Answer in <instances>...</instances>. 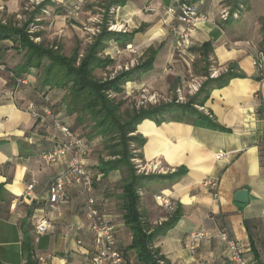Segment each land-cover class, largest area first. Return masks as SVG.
<instances>
[{
    "label": "crops",
    "instance_id": "obj_1",
    "mask_svg": "<svg viewBox=\"0 0 264 264\" xmlns=\"http://www.w3.org/2000/svg\"><path fill=\"white\" fill-rule=\"evenodd\" d=\"M20 1L0 0V7L6 8L10 15H17ZM184 1L188 0H55L56 6L47 8L56 14L55 29L68 31L65 19L74 4L82 7L75 18H88L95 5L100 4L103 16L107 15L109 21L126 31L115 33L131 38L121 43L110 41L104 51L103 55L114 61L115 73L129 72L152 62L151 69L127 82L121 94L130 98L143 92L149 99L148 107H156L170 90L190 94L192 85L206 81V69L210 75L215 69L218 75L232 70L244 76L231 80L225 88L213 90L204 106H195L224 130L196 127L190 121L156 124L146 120L136 132L145 145L134 147L140 158L131 161L138 176L180 174L176 179H160L138 191L139 211L149 227L148 234L176 220L153 243V249L168 264H228L227 250L217 238L220 228L229 231L252 264H264V67L253 65L263 35L260 39L251 36L248 27L239 20L221 21L222 12L228 9L224 0H201L194 5L208 21L198 22L191 30L190 42L185 43L184 26L167 13V9H178ZM4 44L13 46L9 41L0 44L1 53ZM206 44L211 46L205 55ZM9 63L15 68L21 61ZM3 67L0 70V262L25 264L23 241L29 233L36 259H45L42 264H89L84 253L92 250L94 236L87 213V196L73 188L68 206L51 211L47 205L50 183L65 170L69 158L50 166L42 161L41 154L54 150L64 139L52 119L43 114L42 107L37 106L39 118L28 109L31 104L28 85L37 82L33 72L26 84L18 86L12 70ZM54 114L67 125H73L74 119L67 115L65 106L55 109ZM83 140L90 148L88 168L98 179L93 192L96 206L113 227L118 245L129 262L144 264L130 248L133 233L124 220L127 169L103 172L101 161L115 158L103 154L100 159H94L93 153L103 140L85 137ZM219 155L223 157L218 158ZM209 179L219 184L218 197L216 191L203 186ZM31 184H35L32 197L19 205L20 197ZM241 190L249 192L247 205L235 200ZM159 194L170 195L173 212L161 210L156 201ZM43 221L50 228L37 236L36 226ZM199 230L214 238L201 243L192 254L186 247L187 239L190 233ZM79 241L83 243L81 247Z\"/></svg>",
    "mask_w": 264,
    "mask_h": 264
},
{
    "label": "trees",
    "instance_id": "obj_2",
    "mask_svg": "<svg viewBox=\"0 0 264 264\" xmlns=\"http://www.w3.org/2000/svg\"><path fill=\"white\" fill-rule=\"evenodd\" d=\"M55 0H48L40 6V10H45L49 6H56ZM201 0H188L190 4H196ZM119 6L123 2H116ZM239 6L231 10V19L235 21L233 15L237 13ZM107 13L109 8H107ZM230 19V20H231ZM105 26L102 27L101 34L95 39L94 45L87 49L81 64L76 66L79 53L76 51L72 57L63 55L59 48L54 50L44 43L35 44L25 29L18 28L12 24H2L0 22V44L12 42L16 48L24 51L25 55L19 65L12 69L15 81H26L28 76L34 72L38 74L37 82L29 83L28 90L31 104L38 107H50L53 111L57 106L64 105L66 113L74 119L71 129L73 134L79 138L93 140L101 138L103 140V151L106 156L115 158L105 162L101 161V169L109 173L117 169H127V177L124 182V220L126 225L132 230L133 243L130 247L135 250L138 258L144 264H168L164 257L153 249L154 240L164 235L170 230L176 220L169 222L148 234V226L143 221L139 211L140 197L138 191L148 184L160 179H176L177 176H138L132 163L133 155L130 143L136 142L139 147L145 145V140L136 135L137 127L146 120L163 124L169 121L185 122L190 121L193 126L210 129L224 130L209 116H206L195 106H204L209 99L211 92L215 89H222L229 85L235 78H244L243 75L228 70L219 77L212 79L210 72L206 69L204 76L207 78L202 84L199 92L186 104L175 102L162 104L157 107H147L134 114L127 120L122 121L118 110L124 104H115L108 99L110 93L122 94L123 87L127 82L136 78L137 75L151 69L152 62H147L132 71L119 74L114 80L103 82L98 80L94 71L97 69H108L113 66L114 61L105 57L104 51L110 41L127 42L130 36L115 33L108 30L109 20L105 18ZM210 44L203 46V52L209 53ZM260 50L264 52V28L263 39L260 43ZM6 53L0 52V59ZM45 60L48 64L45 65ZM0 65L4 66L1 63ZM55 97V99H54ZM92 122V127L88 125ZM63 123H65L63 121ZM90 129L89 133H86ZM136 135L131 137V135ZM23 258L25 264H39L35 257L33 240L29 233L25 234L23 241Z\"/></svg>",
    "mask_w": 264,
    "mask_h": 264
},
{
    "label": "built area",
    "instance_id": "obj_3",
    "mask_svg": "<svg viewBox=\"0 0 264 264\" xmlns=\"http://www.w3.org/2000/svg\"><path fill=\"white\" fill-rule=\"evenodd\" d=\"M81 5L74 4L73 9L69 13L70 17H76L81 11ZM167 13L173 16L181 25L184 26L182 34V40L185 43H189L191 39V30L194 26L200 22L208 21V17H203L199 14L197 7L194 4L188 2L180 3L178 9L169 8ZM231 12L228 9L224 10L221 14V21L228 22L231 19ZM235 20L239 19V14L233 15ZM114 25L110 30L116 32H126L123 28H116ZM114 31V32H115ZM131 48V46H128ZM183 48H180V51ZM119 54L122 53L118 52ZM264 52L259 50L257 58L253 61V65L256 68L262 69L264 67ZM0 70H4V67L0 65ZM212 79L219 77L218 72L213 69L210 75ZM19 83L26 84V81L18 80ZM202 84L197 83L191 86L190 95H195L201 89ZM180 94V91H179ZM182 98V95L180 96ZM35 118H39L40 114L37 111L38 107L34 104H30L28 108ZM43 114L51 118L55 129L62 135L64 142L58 145L54 150L41 154V159L47 165H55L61 159L69 158L65 170L55 176L49 186L47 205L51 211H58L62 207H66L70 204L71 197L70 191L73 188L79 189L87 196V213L89 219L92 221L91 232L94 236V245L92 250L84 253L87 256L89 264H131L126 254L120 249L118 241L115 236L113 227L108 223L105 216L101 214L96 206V199L93 197L95 191V185L98 181L94 173L88 168V158L90 156V148L88 144L79 137L73 134L71 126L63 123L61 118L54 114V111L50 107H42ZM223 157L219 155L218 158ZM203 186L207 189L216 191L215 197H218L219 184L215 180H206ZM35 184L28 186L26 192L20 197L18 204L22 205L25 201L32 197ZM156 201L159 207L164 213H171L174 211V204L167 194H159L156 196ZM50 228L46 221L41 222L36 226V235L41 236L45 234ZM214 238L208 232L205 231H193L189 234L187 239V249L192 253H196L201 243L205 241H211ZM217 238L221 240L227 250V263L228 264H252L244 255L243 250L239 243L232 237L226 229L217 230ZM81 247L83 243L78 242ZM39 263H44V258L38 259ZM0 264H3L0 262Z\"/></svg>",
    "mask_w": 264,
    "mask_h": 264
},
{
    "label": "rangeland",
    "instance_id": "obj_4",
    "mask_svg": "<svg viewBox=\"0 0 264 264\" xmlns=\"http://www.w3.org/2000/svg\"><path fill=\"white\" fill-rule=\"evenodd\" d=\"M47 1L48 0H21L17 15H10L7 13L6 8L0 7V22L2 24H12L18 28L25 29L30 39L35 44L44 43L47 47L53 48L54 50L59 48L61 53L66 57H72L74 53L78 51L79 58L76 62V66H79L86 55L87 49L94 45L95 39L101 34L102 27L105 26L104 19L107 18V15L104 17L103 8H100V4H96V7L92 9V15H89L88 18L66 17L67 19L65 20L67 21L68 31H65V29H55V12L49 8L45 10L39 9L40 6ZM223 4L230 12L237 4L239 6V10L237 11L239 14V22L245 23L251 36L257 37V39L261 38L264 28V0H224ZM114 25L115 24L110 20L108 30L114 32L115 30H110ZM257 46L259 47V45ZM16 47L17 46L14 44L13 46H9V44H4L3 46L6 56L1 60L3 61V65L8 66L11 70L14 67L11 66L9 62L22 61L25 55L24 51ZM44 64L47 65L48 61L45 60ZM119 74L115 73V69L112 66L106 70L97 69L94 71L95 77L103 82L114 80ZM36 78H38V74H36ZM180 96L181 94L170 90L168 95L164 96L165 99H160V101L157 102V106H160V103L167 104L171 102L186 104L195 95H182L183 99H180ZM108 99L115 104L124 101V104L118 110V115H120L123 122L127 121L135 111L146 109L148 105H150L148 97H146V94L143 92L130 98H125L124 94L110 93ZM63 108L64 105L61 104L56 107V109ZM195 108L199 110L197 107ZM88 125L92 127L93 123L89 122ZM89 132L90 129L86 131V133ZM134 136L136 135H131V137ZM134 147L138 148L139 146L136 142H131L130 149L131 153L133 152V159H139L140 155L136 154L134 151L136 148ZM103 154H105V152L103 151V142H101L93 153L94 159H100ZM132 163L134 165V161H132ZM139 197L141 199L140 195Z\"/></svg>",
    "mask_w": 264,
    "mask_h": 264
},
{
    "label": "water",
    "instance_id": "obj_5",
    "mask_svg": "<svg viewBox=\"0 0 264 264\" xmlns=\"http://www.w3.org/2000/svg\"><path fill=\"white\" fill-rule=\"evenodd\" d=\"M235 200L237 203L242 205L249 204V192L247 190L237 192ZM25 232H28L27 229H25Z\"/></svg>",
    "mask_w": 264,
    "mask_h": 264
},
{
    "label": "bare ground",
    "instance_id": "obj_6",
    "mask_svg": "<svg viewBox=\"0 0 264 264\" xmlns=\"http://www.w3.org/2000/svg\"><path fill=\"white\" fill-rule=\"evenodd\" d=\"M116 28H119L118 26H116Z\"/></svg>",
    "mask_w": 264,
    "mask_h": 264
}]
</instances>
